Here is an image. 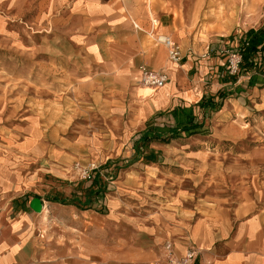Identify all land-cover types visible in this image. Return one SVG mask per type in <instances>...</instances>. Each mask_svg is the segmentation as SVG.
Listing matches in <instances>:
<instances>
[{
  "label": "rangeland",
  "instance_id": "obj_1",
  "mask_svg": "<svg viewBox=\"0 0 264 264\" xmlns=\"http://www.w3.org/2000/svg\"><path fill=\"white\" fill-rule=\"evenodd\" d=\"M134 6L146 23L149 45L155 35L169 34L180 49L203 58L209 54L207 44L216 40L224 62L247 29L264 23V0H134ZM149 12L157 21L153 31ZM53 50L55 39L49 35L32 38L25 47L0 35V255L7 253L0 264L11 251L12 264H169L164 244L175 246L188 222L221 215L233 221L264 209V86L243 94L246 106L207 112L208 132L171 140L158 161H152L155 155L147 147L137 159L117 165L129 133L123 126H132L131 132L143 127V119L133 122L142 99L111 75L99 73L97 81L89 82L92 76L85 69L67 68V60ZM83 62L77 58V64ZM261 68L255 72L264 75ZM138 79L134 87L146 90ZM31 116L43 120L44 127L59 123L70 141L76 135L114 140L112 163L103 165L85 148L63 171L66 179L85 182L73 166L95 163L103 178L111 176L100 179L109 189L100 204L84 206L83 197L75 207L48 203L42 181L23 197L13 195V164L23 158L8 137L23 131ZM164 119L157 116L156 122ZM3 164L11 189L1 183ZM32 193L45 201L40 213L28 207Z\"/></svg>",
  "mask_w": 264,
  "mask_h": 264
},
{
  "label": "crops",
  "instance_id": "obj_2",
  "mask_svg": "<svg viewBox=\"0 0 264 264\" xmlns=\"http://www.w3.org/2000/svg\"><path fill=\"white\" fill-rule=\"evenodd\" d=\"M148 16L152 21L153 31L157 28L154 27L157 21L154 22L150 12ZM146 27L144 18L134 6V0H0V35L12 41L16 47H25L37 36L49 35L55 39L53 52L67 60V68L85 69L84 73L92 76L89 82L97 81L95 77L99 73L111 75L113 80L126 86L127 92L132 88L131 95L142 99L133 122L143 119V127L131 132L128 123L123 126L129 133L123 138L116 158L119 160L117 165L139 157L143 149L138 153L135 151L133 138L138 132L154 124L174 125L192 115L195 122H203L206 128L204 133L208 132V108L198 106L203 96L218 101L217 94L224 93L227 97L222 100L218 110H228L231 105L246 106L243 94L248 89L264 86V75L253 71L242 72L240 79L229 77L225 71L227 68L224 59L219 54L221 45L216 40L207 44L205 50L208 49L209 54L206 51L202 54L203 58L180 49L183 58L180 63H173L168 59L164 46L155 41L154 45H149L147 31L144 30ZM157 35L169 36L176 43L169 34ZM78 57L84 60L82 64H77ZM140 65L165 72V86L154 90L134 87L140 77ZM91 68H95L96 72ZM252 74L257 76L258 84L255 86L248 84ZM244 109L246 110L245 107ZM157 116H164L165 119L158 123ZM26 125L23 131L14 130L15 135L8 137V144L13 143V150L23 158L15 160L13 164L15 173L12 189H17H14L13 195L23 197L42 181L44 191L49 193L46 199L48 203H55L50 201L55 198L58 201L73 199L74 204H79L83 197L82 204L90 183L72 182L63 176V171L72 165V158L85 148H88L96 161H103V165L112 163L109 155L117 153L114 140L97 135L88 138L76 135L70 141L65 135H61L66 130L60 129L59 123L44 127L43 120L33 116ZM29 131H33V134ZM185 137L182 134L179 139ZM166 144L168 143L154 141L147 145L151 149V155H155L152 161H158V154ZM87 161L88 159L83 162ZM32 168L34 171H30ZM6 169L5 166V180L1 183L5 188L11 189L6 180ZM27 171L30 172L26 174ZM95 173L99 183L101 178L109 176L103 178L98 169ZM40 176L46 179L43 181ZM106 190L109 191L108 188ZM33 197L39 196L32 193L31 198ZM100 203V199L94 198L89 206ZM43 206L45 207L44 200L42 210ZM152 230L147 233L152 235ZM184 231L185 236L173 245V252L177 257H182L187 251L193 250L196 256L192 264H264V209L244 218L235 216L233 221L225 215L212 218L203 216L185 224ZM4 254L7 253L1 255ZM13 254L11 251L5 264H12Z\"/></svg>",
  "mask_w": 264,
  "mask_h": 264
},
{
  "label": "trees",
  "instance_id": "obj_3",
  "mask_svg": "<svg viewBox=\"0 0 264 264\" xmlns=\"http://www.w3.org/2000/svg\"><path fill=\"white\" fill-rule=\"evenodd\" d=\"M238 47L241 50V58L242 62L240 63V71L239 73L246 71H261V66H264V23L260 28L253 29L249 28L244 32V35L240 37ZM264 71V70H263ZM256 73V72H255ZM235 78L234 75H232ZM248 84L250 86H255L258 84L257 76L251 75L248 79ZM219 98L218 101L213 99L203 98L198 103V106L201 108H208L209 113H216V111L222 105V100L227 96L219 92L217 94ZM206 128L203 126V122L197 123L195 122V118L192 115L187 116L183 121L177 124H169L157 126L154 124L152 127H148L143 131L138 132L137 135L133 138V146L135 151L138 153L142 149L146 148L147 145L151 142L157 141L162 143H169L170 140L180 138L182 134L186 137L193 135H201L205 134ZM90 183V189L86 193V198L82 205L89 206L93 199H104V189L101 186V182L99 183V179H97V174L95 171L93 172V179L88 181ZM50 201L61 204V205H75L74 200H66L62 199L58 201V199L52 198Z\"/></svg>",
  "mask_w": 264,
  "mask_h": 264
},
{
  "label": "built area",
  "instance_id": "obj_4",
  "mask_svg": "<svg viewBox=\"0 0 264 264\" xmlns=\"http://www.w3.org/2000/svg\"><path fill=\"white\" fill-rule=\"evenodd\" d=\"M155 36V43L164 46L168 53V59L173 63H180L183 55L178 44L175 43L169 36ZM241 62V50L239 49L237 44L235 48L230 49V52H227V58L225 62L227 65V73L229 75L238 74L240 71ZM138 68L140 73V82L143 83V85L151 89H159L165 86L167 82V75L165 72L149 69L143 65H140ZM97 169L98 166L95 163L89 164L87 166H82L77 162V164L73 166V173H76L80 180L91 181L93 179V172ZM163 249L165 259L169 264H192L196 256V253L193 250H189L182 258L177 257L173 252V245L170 242H166Z\"/></svg>",
  "mask_w": 264,
  "mask_h": 264
},
{
  "label": "water",
  "instance_id": "obj_5",
  "mask_svg": "<svg viewBox=\"0 0 264 264\" xmlns=\"http://www.w3.org/2000/svg\"><path fill=\"white\" fill-rule=\"evenodd\" d=\"M29 209L31 211H35L37 213L42 212V201L39 197H33L31 198L29 205H28Z\"/></svg>",
  "mask_w": 264,
  "mask_h": 264
},
{
  "label": "bare ground",
  "instance_id": "obj_6",
  "mask_svg": "<svg viewBox=\"0 0 264 264\" xmlns=\"http://www.w3.org/2000/svg\"><path fill=\"white\" fill-rule=\"evenodd\" d=\"M145 89H147V90H151V88H149V87H144ZM163 88V87H162ZM154 90V89H153Z\"/></svg>",
  "mask_w": 264,
  "mask_h": 264
}]
</instances>
